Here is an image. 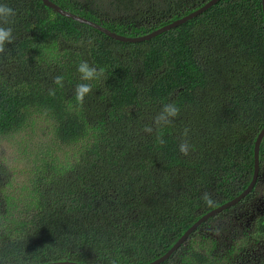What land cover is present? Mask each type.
Wrapping results in <instances>:
<instances>
[{"label": "trees", "instance_id": "1", "mask_svg": "<svg viewBox=\"0 0 264 264\" xmlns=\"http://www.w3.org/2000/svg\"><path fill=\"white\" fill-rule=\"evenodd\" d=\"M50 1L133 37L207 0H109L106 10L96 0ZM0 4L16 10L4 25L14 40L0 55V137L49 120V143L62 155L45 144L15 187L0 166V264H148L247 188L264 127L261 0H219L138 43L109 38L41 0ZM82 61L103 74L82 80ZM82 83L92 86L83 103L75 94ZM166 104L180 110L170 122L160 118ZM263 177L264 136L251 192L202 222L160 264H264V214L252 226L249 212H230L258 195ZM217 230L239 242H224Z\"/></svg>", "mask_w": 264, "mask_h": 264}, {"label": "rangeland", "instance_id": "2", "mask_svg": "<svg viewBox=\"0 0 264 264\" xmlns=\"http://www.w3.org/2000/svg\"><path fill=\"white\" fill-rule=\"evenodd\" d=\"M100 6H102L105 10L111 9L108 7L109 0H96ZM106 16V15H105ZM41 118V114L37 116ZM52 124L48 120L46 123H37L36 125H32L28 123L22 130L5 135L0 137V166L7 169V181L6 183H11L13 187L16 184H21L26 181V176H31V167L32 164H37L33 162L35 159V153L43 149L45 144L48 146L46 149L51 153V155H55L57 157L62 158L61 153L55 154L58 150L57 147L51 146L49 143L50 137L47 135V127H51ZM5 183V184H6ZM8 190L10 191V187L8 186ZM257 194L251 200H248L246 204L243 206L242 210H238L236 212L235 209H232L230 212L232 214L246 213L249 212V217L247 220L248 223L252 226L255 225V221L260 215H263L264 210V177L262 181H259L258 187H256L255 192ZM255 213V215H254ZM235 223L236 220H226V224ZM217 234L224 242H235L238 243L239 236H234L231 238L229 235L220 232L217 230L214 232Z\"/></svg>", "mask_w": 264, "mask_h": 264}, {"label": "water", "instance_id": "3", "mask_svg": "<svg viewBox=\"0 0 264 264\" xmlns=\"http://www.w3.org/2000/svg\"><path fill=\"white\" fill-rule=\"evenodd\" d=\"M42 4L51 9L53 12L59 14L62 17L65 18H69L73 21L85 24L87 26H90L96 30H98L99 32L105 34L106 36H108L109 38H112L116 41L122 42V43H138V42H143V41H148L151 38L166 32L172 28H175L183 23H185L188 20L193 19L194 17L200 15L201 13H203L205 10H207L208 8H210L211 6H213L216 2H218L219 0H207L202 6H200L199 8L191 11L190 13L172 20L171 22L156 28L155 30L151 31L150 33L141 35V36H133V37H129V36H123V35H119L115 32H111L110 30H108L106 27H103L102 25L95 23L93 21H90L86 18H83L77 14L71 13L69 11L63 10L60 7H58L56 4H54L53 2H51L50 0H41ZM262 3V10H263V16H264V0H261ZM264 136V127L261 129V131L259 132V134L256 137V140L254 142V148H253V156H254V170H253V176L252 179L249 183V185L247 186V188L241 193L239 194L237 197L231 199L230 201H226L224 204L208 211L207 213L203 214L197 221H195L181 236L180 238L175 242V244L163 255H161L160 257H158L157 259L153 260L152 262H149L148 264H160L162 262H164L165 260H167L170 255L187 239V237L205 220H207L210 217H213L215 215H217L218 213L234 206L235 204H237L240 200H242L243 198H245L253 189L255 182L257 180V176H258V171H259V146L261 143V140ZM43 264H83V263H78V262H73V261H55V262H48V263H43Z\"/></svg>", "mask_w": 264, "mask_h": 264}, {"label": "clouds", "instance_id": "4", "mask_svg": "<svg viewBox=\"0 0 264 264\" xmlns=\"http://www.w3.org/2000/svg\"><path fill=\"white\" fill-rule=\"evenodd\" d=\"M16 16V10L9 7L6 4H0V55L6 52V45L11 44L14 40L12 27H5V24H11L14 22L13 18ZM77 71L81 74L82 80H92L98 78L103 74V69L97 70L95 67L90 66L86 61H82L77 68ZM63 76H56L54 83L63 87ZM92 92V86L90 84L82 83L78 84L75 88L76 98L79 102L83 103L84 97ZM50 95H55V89L49 90ZM179 108L174 104H166L163 107V115L161 119L170 122L169 118H175L179 114ZM146 131H151V128H146ZM159 143L164 144L165 141L159 138ZM180 150L182 153L187 154V145L181 144ZM204 200L208 206H215L214 200L207 194H204Z\"/></svg>", "mask_w": 264, "mask_h": 264}, {"label": "flooded vegetation", "instance_id": "5", "mask_svg": "<svg viewBox=\"0 0 264 264\" xmlns=\"http://www.w3.org/2000/svg\"><path fill=\"white\" fill-rule=\"evenodd\" d=\"M106 23H107V21H106ZM137 24H138V22H137Z\"/></svg>", "mask_w": 264, "mask_h": 264}]
</instances>
